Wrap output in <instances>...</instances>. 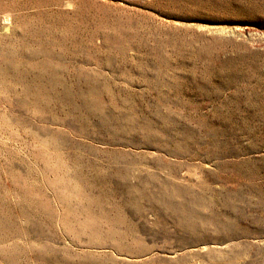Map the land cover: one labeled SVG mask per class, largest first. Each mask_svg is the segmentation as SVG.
Returning <instances> with one entry per match:
<instances>
[{
  "label": "rangeland",
  "instance_id": "rangeland-1",
  "mask_svg": "<svg viewBox=\"0 0 264 264\" xmlns=\"http://www.w3.org/2000/svg\"><path fill=\"white\" fill-rule=\"evenodd\" d=\"M0 264H264V0H0Z\"/></svg>",
  "mask_w": 264,
  "mask_h": 264
}]
</instances>
